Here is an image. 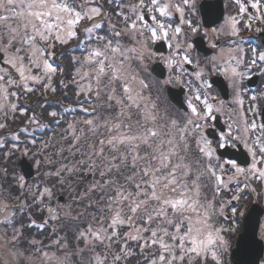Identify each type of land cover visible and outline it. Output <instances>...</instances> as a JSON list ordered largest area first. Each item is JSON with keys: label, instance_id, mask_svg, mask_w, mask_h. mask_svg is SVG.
Returning <instances> with one entry per match:
<instances>
[{"label": "snow or ice", "instance_id": "1", "mask_svg": "<svg viewBox=\"0 0 264 264\" xmlns=\"http://www.w3.org/2000/svg\"><path fill=\"white\" fill-rule=\"evenodd\" d=\"M0 264H264V0H0Z\"/></svg>", "mask_w": 264, "mask_h": 264}, {"label": "water", "instance_id": "2", "mask_svg": "<svg viewBox=\"0 0 264 264\" xmlns=\"http://www.w3.org/2000/svg\"><path fill=\"white\" fill-rule=\"evenodd\" d=\"M174 93L175 92H178V90H172ZM169 98H170V96H169ZM181 99L183 98L182 96L180 97ZM174 102V101H173Z\"/></svg>", "mask_w": 264, "mask_h": 264}, {"label": "flooded vegetation", "instance_id": "3", "mask_svg": "<svg viewBox=\"0 0 264 264\" xmlns=\"http://www.w3.org/2000/svg\"><path fill=\"white\" fill-rule=\"evenodd\" d=\"M247 35V34H246ZM175 90H177V89H175ZM166 96L168 97V95L166 94Z\"/></svg>", "mask_w": 264, "mask_h": 264}, {"label": "rangeland", "instance_id": "4", "mask_svg": "<svg viewBox=\"0 0 264 264\" xmlns=\"http://www.w3.org/2000/svg\"><path fill=\"white\" fill-rule=\"evenodd\" d=\"M165 99L167 100V96L165 97Z\"/></svg>", "mask_w": 264, "mask_h": 264}]
</instances>
